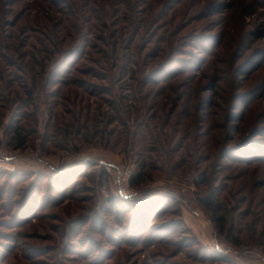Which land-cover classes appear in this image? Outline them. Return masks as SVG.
Returning a JSON list of instances; mask_svg holds the SVG:
<instances>
[{"label":"rangeland","instance_id":"rangeland-1","mask_svg":"<svg viewBox=\"0 0 264 264\" xmlns=\"http://www.w3.org/2000/svg\"><path fill=\"white\" fill-rule=\"evenodd\" d=\"M16 119L0 150L23 179L0 191L35 199L17 226L0 213V264H264V0H0L1 139ZM110 196L158 210L146 243L98 250Z\"/></svg>","mask_w":264,"mask_h":264},{"label":"trees","instance_id":"trees-1","mask_svg":"<svg viewBox=\"0 0 264 264\" xmlns=\"http://www.w3.org/2000/svg\"><path fill=\"white\" fill-rule=\"evenodd\" d=\"M177 46L172 49L170 56H174L176 53ZM22 113V112H20ZM21 120H17L15 122L9 121L4 126V131H8L7 138L1 139L0 143H4L7 146H10L12 148H18L21 144L24 142V129L21 126ZM8 129V130H6ZM137 168L136 171L133 173L130 179V185H136L139 180L143 177V169L146 165L145 159H140L139 163L136 164ZM82 169V168H81ZM80 171L72 170L71 168L64 171V172H58L54 176H47V182L51 186V183H55L56 185L65 184L67 181L68 183H71L74 176ZM6 174V177L9 180L13 181H19L22 178L23 174L20 172H8L0 170V175ZM65 179V180H63ZM67 179V181H66ZM64 181V182H63ZM7 189V188H6ZM6 189L4 188L2 192L0 191V213L5 214H12L15 213L13 216L9 217L10 219L9 223L7 225H13L17 226L24 220L28 219L21 211L22 206L26 205L28 202H31L35 199V194L32 191H25L22 194L13 186H8V190L6 192ZM17 203V204H16ZM206 203V206L209 207V202L204 201ZM101 211L95 212L93 216H91L89 219V226L91 229H94L95 231L103 234L105 233V238H108L109 233H111V239L113 241L114 247L112 248H105L104 245L99 246L98 250L104 251L106 253H111L114 251L116 252L117 244L125 240L129 244L134 245V242L136 241H144L146 243L148 241V238L152 236V219H149L151 214L154 212H157L158 210H154V207H152V203H148L147 201L143 203V208L139 209L135 214H132L133 208L127 204V199H124L122 197H116V196H110L107 198V201L101 206ZM11 208V209H10ZM10 209V210H9ZM9 210V212H7ZM130 210V214H127ZM0 214V215H2ZM107 217H111L112 222L114 223L113 226L111 223L106 220ZM13 217V218H12ZM153 217V216H152ZM26 218V219H25ZM209 220H211L209 217H207ZM87 219V220H88ZM12 222V223H11ZM212 222V221H211ZM167 232L165 235L163 234V239L159 243V246H165L169 245L171 242H178V239L175 240L171 238V232H175L176 228L174 224H171V227L169 225L163 224ZM127 227V228H124ZM161 227V226H160ZM175 228V229H174ZM134 229V230H133ZM216 228L213 225V234L216 236ZM16 235V233L14 232ZM138 240H132L137 238ZM109 241L110 238H108ZM118 239V240H116ZM120 239V240H119ZM107 240L106 242L109 243ZM169 244H168V243ZM180 244V241H179ZM182 244V243H181ZM157 246V245H155ZM201 247V246H200ZM119 248V246H118ZM138 248L136 245L135 250ZM167 248V247H166ZM106 249V250H104ZM111 249V250H110ZM110 250V251H108ZM154 251L161 252V250L155 249ZM167 260V259H166Z\"/></svg>","mask_w":264,"mask_h":264},{"label":"built area","instance_id":"built-area-1","mask_svg":"<svg viewBox=\"0 0 264 264\" xmlns=\"http://www.w3.org/2000/svg\"><path fill=\"white\" fill-rule=\"evenodd\" d=\"M15 159L10 157L9 155L3 153L0 150V170L12 172L15 170ZM106 166L113 169V180L115 185L117 186L118 193L122 197L128 196V179L131 175L130 170H123L118 165L107 163Z\"/></svg>","mask_w":264,"mask_h":264}]
</instances>
